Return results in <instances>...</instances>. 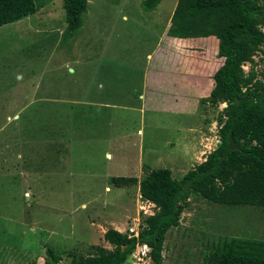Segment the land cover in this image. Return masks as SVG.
<instances>
[{"label": "rangeland", "instance_id": "obj_1", "mask_svg": "<svg viewBox=\"0 0 264 264\" xmlns=\"http://www.w3.org/2000/svg\"><path fill=\"white\" fill-rule=\"evenodd\" d=\"M33 2L32 14L0 25V264H45L47 247L61 261L85 256L92 244L110 248L105 229L137 232L154 210L137 180L157 167L180 178L217 143L208 130L182 134L196 93L188 110H177L168 108L165 79L146 87L145 55L156 57L166 42L176 0L150 11L140 0H86L72 37L62 0ZM242 68L264 82V53ZM209 112L215 120L217 107ZM118 176L136 181L117 186ZM230 237L264 241V206L191 196L165 233L162 264H204ZM123 264L153 263L146 253Z\"/></svg>", "mask_w": 264, "mask_h": 264}, {"label": "trees", "instance_id": "obj_2", "mask_svg": "<svg viewBox=\"0 0 264 264\" xmlns=\"http://www.w3.org/2000/svg\"><path fill=\"white\" fill-rule=\"evenodd\" d=\"M160 0H140L144 11ZM86 0H62L66 37L81 24ZM33 0H0V25L32 14ZM264 2L258 0H176L166 35L177 38L214 36L222 63L211 74L210 106L224 103L216 117V146L180 178L168 168H152L137 180L143 200L153 212L141 217L136 236L107 228L102 234L110 248L92 244L85 256L61 261L47 247L45 264H123L136 244L149 247L153 264H162L165 233L177 225L189 197H201L225 206H264V82L242 66L252 55L264 53ZM117 186L135 182L113 177ZM204 264H264V241L230 237L220 239Z\"/></svg>", "mask_w": 264, "mask_h": 264}, {"label": "crops", "instance_id": "obj_3", "mask_svg": "<svg viewBox=\"0 0 264 264\" xmlns=\"http://www.w3.org/2000/svg\"><path fill=\"white\" fill-rule=\"evenodd\" d=\"M194 44H197L198 47H193ZM211 46H213L212 50ZM159 48L160 50L156 53V57L153 58L149 53L145 55L146 61L152 60V63L149 62L147 64V62H145L143 64L148 83L146 87L149 86L150 89H154V86H160L162 83H165L162 81V79H165L172 88L173 94L171 96L173 101L168 108L173 109L176 107L177 110H188V108H190L189 101H192L190 95L196 93L199 100L194 101L195 106H193L189 112L186 111V115H191V118L187 120L186 124L182 125V134L185 133L184 136L192 134L195 137L198 133L203 135L206 130L209 131V134L216 133V117L224 106V103H218L216 105L217 114L215 120H213L205 114L209 112L211 107H215L210 106L207 101H203L208 97L213 87L211 74L223 60L222 57L217 55L216 38L214 36L177 38L167 35L166 42L162 47L159 46ZM215 48L216 51L213 53V49ZM193 51L197 54H194ZM164 76H170L169 80ZM220 105L221 107L219 108L218 106ZM199 116L202 117V120L198 123L197 120ZM212 128H214V130H212ZM209 151L207 150V153ZM200 153L203 155L202 153H204V150ZM197 155L198 152L195 156Z\"/></svg>", "mask_w": 264, "mask_h": 264}, {"label": "built area", "instance_id": "obj_4", "mask_svg": "<svg viewBox=\"0 0 264 264\" xmlns=\"http://www.w3.org/2000/svg\"><path fill=\"white\" fill-rule=\"evenodd\" d=\"M128 229H129L128 231L130 234H126L127 236H132V235L136 236L137 232L134 228L130 227ZM135 247H136L135 251L133 250V252L131 254H132V256L134 255L136 257V259H138V260H142V257L144 255H146V253L149 252V247L144 243L136 244Z\"/></svg>", "mask_w": 264, "mask_h": 264}]
</instances>
